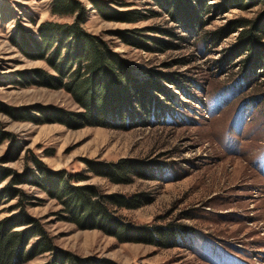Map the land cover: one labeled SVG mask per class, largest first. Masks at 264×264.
<instances>
[{
	"label": "rangeland",
	"instance_id": "1",
	"mask_svg": "<svg viewBox=\"0 0 264 264\" xmlns=\"http://www.w3.org/2000/svg\"><path fill=\"white\" fill-rule=\"evenodd\" d=\"M51 1L0 0V168L10 172L0 192L20 177L13 187L24 195L4 196L0 219L20 204L52 245L24 264L57 257L64 264H264V75L237 52L245 29L232 28L263 15L262 2L204 0L205 9L203 0H76L80 10L59 17ZM171 2L192 12L185 22L169 14ZM79 17L131 76L129 97L108 93L100 126L79 120L87 111L67 88L89 77L85 64L63 77L49 61L54 49L41 55L33 45L41 24ZM215 32V44L205 39ZM259 43L264 47V37ZM118 163L139 174L128 183L101 174V166ZM44 172L80 176L70 186L140 206L106 203L125 226L121 236L114 227L85 228ZM155 230L157 243L147 236Z\"/></svg>",
	"mask_w": 264,
	"mask_h": 264
},
{
	"label": "trees",
	"instance_id": "2",
	"mask_svg": "<svg viewBox=\"0 0 264 264\" xmlns=\"http://www.w3.org/2000/svg\"><path fill=\"white\" fill-rule=\"evenodd\" d=\"M242 0H239L241 2ZM264 5V0H259ZM241 4V3H240ZM185 5V4H184ZM203 7L208 8L206 1H202ZM187 6L176 7L172 2L169 3L167 9L171 16L179 22H185V18L191 15ZM77 10H80V4L76 0H52L50 5L51 14L59 17L73 16ZM131 15L132 12L124 13ZM200 16V15H199ZM128 22H137L140 20L139 16H130ZM195 24L200 22L198 17L194 19ZM84 19L79 17L76 21L71 23H54L46 22L40 25V43L34 41L33 45L36 52L44 54L45 51L53 50L49 60L51 66L62 76H65V70L77 68L80 64H85L83 68L89 73L88 78L73 79L67 88H72L76 98L80 104L85 107L86 114H81L79 120H85L90 125H104L103 116L107 113L106 100L111 94L129 97V90L127 81L131 79L129 72L123 67L119 57L112 54L106 43L92 35L85 33L80 24H83ZM237 25H232V28L245 29L243 42L238 46L237 52L240 56L246 55L251 61V68L261 69V74L264 75V47L259 43V40L264 37V14L259 16L256 20H237ZM194 24V23H192ZM220 32L211 33L205 36L206 40L217 42ZM61 35V37H59ZM75 47H69L67 42ZM66 45V47H64ZM65 48L63 57H60L61 49ZM56 57L57 60L55 59ZM56 62H52V60ZM76 73L78 72L77 69ZM40 80L52 79L56 85L55 79L46 74L38 75ZM65 86H62L64 88ZM113 89V91H111ZM140 92V90H138ZM109 93V95H108ZM121 96V97H122ZM106 97V98H105ZM116 98L117 100H119ZM108 101V100H107ZM117 105H112L109 109L112 111L117 108ZM38 164V162H37ZM130 164H112L101 166L102 175L108 178L113 183H128L132 175L139 174L132 168ZM143 171L142 168H138ZM42 170V169H41ZM43 171V170H42ZM8 169L0 168V181L9 175ZM45 173V172H44ZM46 174L47 183H53L56 188L58 197L65 195L64 203L67 212L73 218L77 225L85 226L90 229H101L108 232V228L114 227L116 236L124 234L125 226L119 225L118 220L111 216L107 209L106 203L115 204L120 208L132 209L140 205L136 203V199L112 195H100L98 188L93 186H70V182H78L82 179L80 176H68L67 179L63 177L52 178L49 173ZM58 174V173H57ZM56 174V175H57ZM142 174V173H141ZM20 177L8 184L4 190L0 192V203L2 198H13L18 195H24L13 187L21 181ZM22 183V182H21ZM55 194V196H56ZM14 208H19L17 214L5 216L0 219V264H24L39 252L51 251V239L44 233L43 229L24 212V208L18 204ZM22 227V228H19ZM19 228V229H17ZM161 232V231H160ZM159 231L155 230L147 235L150 241L156 242ZM162 236L168 238V232L162 233ZM37 238V241L28 247L31 239ZM157 243V242H156ZM68 260L62 261L57 257L51 264H64ZM73 264L75 261L72 259Z\"/></svg>",
	"mask_w": 264,
	"mask_h": 264
}]
</instances>
